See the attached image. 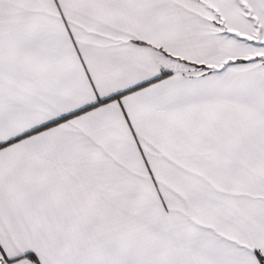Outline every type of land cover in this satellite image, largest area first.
Wrapping results in <instances>:
<instances>
[{
	"label": "snow or ice",
	"instance_id": "1",
	"mask_svg": "<svg viewBox=\"0 0 264 264\" xmlns=\"http://www.w3.org/2000/svg\"><path fill=\"white\" fill-rule=\"evenodd\" d=\"M0 264H264V0H0Z\"/></svg>",
	"mask_w": 264,
	"mask_h": 264
}]
</instances>
